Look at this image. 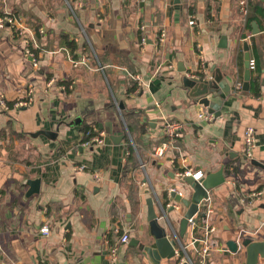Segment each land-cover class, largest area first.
Returning <instances> with one entry per match:
<instances>
[{"label":"crops","instance_id":"0c3cea01","mask_svg":"<svg viewBox=\"0 0 264 264\" xmlns=\"http://www.w3.org/2000/svg\"><path fill=\"white\" fill-rule=\"evenodd\" d=\"M239 1L0 0V14L19 16L24 29L0 28V96L12 104L32 98L25 108L0 109V264H153L129 244L152 243L149 198L167 234L170 224L179 231L186 208L168 191L192 195L177 175L183 164L202 175L222 168L225 178L209 190L213 212L195 216L214 227L203 264L245 263L244 248L225 247L264 239V0H246L247 14ZM245 45L256 64L248 90ZM82 56L86 64L75 65ZM210 68L226 86L208 95L216 115L204 121L206 107L182 78L210 76ZM165 120L181 122V134L155 157L169 142ZM86 126L105 132L103 144H82ZM247 126L255 129L251 157ZM33 179L39 190L26 196ZM194 237L199 228L188 227L183 243L198 264Z\"/></svg>","mask_w":264,"mask_h":264},{"label":"water","instance_id":"95a60500","mask_svg":"<svg viewBox=\"0 0 264 264\" xmlns=\"http://www.w3.org/2000/svg\"><path fill=\"white\" fill-rule=\"evenodd\" d=\"M255 33L258 30H254ZM244 83L243 89L248 90L249 79L251 71L249 69L250 54L248 52L247 45L244 46ZM210 76L207 75L203 77H187L186 75L182 78V83L185 88L188 89V95L193 98H198L200 105L205 106L208 112L216 115L213 106L211 105V100L208 97L209 94H217L218 91L225 87L223 82V76L218 69L210 68ZM103 128V126H101ZM110 133L111 130L108 129ZM223 169L220 168L219 171L213 173H206L200 178L195 179L192 176L184 177L183 180L185 184L189 186L192 190V195L189 198L180 197L176 192H170V197L179 201L185 208V213L181 216L179 220V231L176 233L170 224H168V230L171 234L168 235L166 229L160 225L158 216L154 210V201L152 198L148 199V235L152 237L151 244L140 243L138 239L133 238L130 241V246L137 247L142 253L146 254L153 264H160L162 259L174 262L178 261V257L175 254V248L183 254L186 252L183 239L186 238L188 219L194 216L196 213L200 215L202 219H206V209L207 200L209 198V190L216 187L217 185L224 182L225 178L222 174ZM29 190L26 196H30L33 193H37L39 190L38 180L33 179L28 181ZM146 193L149 189H146ZM171 206L169 210H172ZM173 231V232H172ZM195 246L198 245V241H195ZM245 249V263L244 264H264V239L263 240H251L250 238H245L241 241L239 240H228L226 242V249L232 253H237L240 248ZM177 257V258H176ZM186 264V263H183Z\"/></svg>","mask_w":264,"mask_h":264},{"label":"built area","instance_id":"2783aa9c","mask_svg":"<svg viewBox=\"0 0 264 264\" xmlns=\"http://www.w3.org/2000/svg\"><path fill=\"white\" fill-rule=\"evenodd\" d=\"M239 9H240L241 13H243V14L248 13V5H247L246 0H240L239 1ZM189 24L190 25L194 24L193 19H191L189 21ZM5 26H9V27L13 28L14 32H16L19 35H23V33H24V29H23L22 24H21V18L19 16H15L12 14L11 15H1L0 16V28H4ZM140 29H141V31H143L144 27L141 26ZM164 37H165V33L162 32L160 34V37H159V42H161V43L164 42ZM141 42L143 44L146 42V36L144 33H142ZM25 53L29 57V59L31 60V63L33 64V66H36L37 65V58H36L35 54L32 51H30L29 48L26 49ZM86 62H87V58L85 56H82L80 59L73 60V63L75 65L86 64ZM249 69L250 70L255 69L254 60H250ZM185 75L187 77L196 78V76H194L192 74L186 73ZM51 83H52V81L50 82V84ZM31 100H32L31 93L28 92L24 98L14 102L12 108H17V109L18 108L19 109L25 108V107L30 105ZM0 109H2V110H8L9 109L8 103L1 96H0ZM198 118L201 120H204V121H210L213 118V114L208 112L207 108H204L198 113ZM163 129H164V133L167 136L169 142H167L165 145L158 147L155 150V152H154L155 157L162 156L167 148L174 145V143H173L174 140H176L181 134L182 124H181V122L176 121V120H165ZM82 135L84 136L82 144L84 146H87V147H92V146L103 144L105 132L101 129L100 130L99 129H93L92 131H87L85 133H82ZM255 142H256L255 129L251 126H247L244 129V133H243L244 153L246 156L251 157L252 150L255 146ZM184 162L185 161L183 160V163ZM181 169L182 170L178 171V174H177L181 178H184L187 176H192L195 179H198L202 176L201 171H197V172L193 173L192 169L188 166H185L184 164H183V168H181ZM170 192H176L177 194L180 195V197H182V192L177 191L174 188H170L168 193L170 194ZM171 206L177 207L178 205L172 204ZM212 212H213L212 208L207 205L206 216L208 214H211ZM196 214L188 219V227L190 228L191 232L196 231L197 228H199V237L198 238L194 237V239L197 240L198 243L200 244V247H198V251H197V253H198V264H203L206 261V259L210 256V253L213 249V247H212V245H213L212 233L214 232V227L210 226L206 223H204V224L202 223V225L201 224L199 225L198 221L195 220ZM39 231H40V233L46 235L49 233V227L44 225L40 228ZM128 239H129V237L126 233L122 234V236L120 237V243L125 244V243H127ZM194 239L192 240L191 243H193ZM110 254L112 257H115V255H116V248L115 247L110 248ZM175 254H176V256H178V260H179L178 264H183V263L193 264V262L185 254V252L182 254V256H180L179 251L175 250Z\"/></svg>","mask_w":264,"mask_h":264},{"label":"trees","instance_id":"16d2710c","mask_svg":"<svg viewBox=\"0 0 264 264\" xmlns=\"http://www.w3.org/2000/svg\"><path fill=\"white\" fill-rule=\"evenodd\" d=\"M0 15H2V14H0ZM33 51L37 54L38 49H34ZM255 68H256V64H255ZM250 82H253V78H251ZM251 86H252L251 90L255 91V94L257 95V94L259 93L258 91H259L260 89H259V88H258V89H255L254 86H253V83H251ZM7 103H8V105H9V107H12V106H13L12 103H10V102H7ZM92 130H93L92 127H88V126H86V127L83 128L82 132L85 133V132H87V131H92ZM128 161H132L135 165H138V162H136V159H134V155H132V156L129 158ZM178 170L180 171V170H182V169L179 168Z\"/></svg>","mask_w":264,"mask_h":264}]
</instances>
